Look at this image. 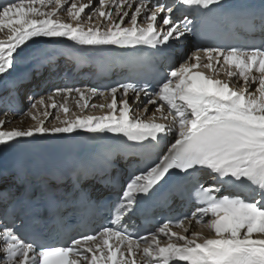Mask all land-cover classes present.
Returning <instances> with one entry per match:
<instances>
[{
	"label": "snow or ice",
	"instance_id": "1",
	"mask_svg": "<svg viewBox=\"0 0 264 264\" xmlns=\"http://www.w3.org/2000/svg\"><path fill=\"white\" fill-rule=\"evenodd\" d=\"M98 2L99 8L91 0L79 6L73 0H22L0 8V31H8L7 38L0 39V74L12 67L17 49L35 37H66L89 46L167 44L170 38L179 39L196 27L188 16L179 21L173 18L177 3L210 10L221 0H154L151 7L148 0ZM105 5L115 7V13L105 11ZM93 9L98 17L92 15ZM126 9L133 10L130 14ZM60 11L67 12L68 21L59 18ZM140 17L142 24L138 23ZM96 18L103 19L92 24ZM125 18L128 26H122ZM244 19L249 27L259 19L264 31V9L258 15L249 11ZM225 65L238 69V73L229 70L227 75L242 78L243 88L234 90L228 81L197 70L203 67L215 73L218 66ZM249 82L257 85L254 91H249ZM73 92L78 95L77 108L110 111L99 116L75 115L61 121L63 126H45L49 108L62 109L66 116L70 111L66 100L57 104L54 96L67 98ZM129 92L133 93V102L141 94L148 96L143 114L134 113ZM118 93H122L119 103ZM89 94L110 95L111 101L90 105L84 99ZM48 100L46 104L41 97L30 103L31 109L39 111V116L31 114L37 121L34 126L0 130V145L36 133H72L77 129L93 134L122 133L132 141L156 140L161 134L171 133L173 140L167 150L147 168L130 176L114 205L111 224L118 225L125 213L134 209L139 194L147 195L161 181L171 178V170L187 177L191 171L203 169L215 174L213 185H199L195 195L200 206L191 215L207 218L205 226L213 235L195 231L184 235L189 231L184 227L188 217L178 221L183 232L173 231L168 222L148 237L135 239L126 230L104 226L95 235L82 234L62 246L26 240L5 227L0 233V251L4 253L0 264H137L138 253L139 264H264V44L198 48L161 76L151 94L146 83H124L111 87L109 93L97 88L88 93L79 88H57ZM40 105L44 107L38 108ZM149 105L155 111L149 113ZM157 113L160 120L168 122H158ZM7 122L6 118L0 119V126ZM179 187L177 180L173 188ZM160 234L167 243L161 244Z\"/></svg>",
	"mask_w": 264,
	"mask_h": 264
},
{
	"label": "bare ground",
	"instance_id": "2",
	"mask_svg": "<svg viewBox=\"0 0 264 264\" xmlns=\"http://www.w3.org/2000/svg\"><path fill=\"white\" fill-rule=\"evenodd\" d=\"M9 2H16L20 3L22 0H0V8L3 6H6ZM73 2L77 3V6H79L82 3H88L89 0H73ZM94 0H91V3L93 4ZM111 2V0H109ZM164 2H170V0H164ZM95 3V2H94ZM149 7H151L154 3V0H148ZM95 5V4H93ZM68 5L65 4V7ZM135 3L133 4V8L135 7ZM99 8V7H98ZM181 6L179 3H177L176 7L173 9V18L178 21ZM50 10V9H48ZM86 12L89 11V9ZM105 11H113L115 13L116 9L115 7L109 8L108 5H105ZM130 12L133 9H126ZM63 11L59 12V18L65 21L69 20L68 14L62 13ZM83 15V14H82ZM94 17H98V13L94 14L92 13ZM103 18H96L93 21H91L92 24H99ZM85 24H87V21H84ZM138 23H143L142 17L138 18ZM122 26H128L127 18H125V23ZM8 36V31L5 29L3 31H0V39H6ZM164 49V55L162 56L161 60L163 64H170L172 67H177L179 64L183 63L184 60L192 56L194 52L197 51V49H193L191 46L188 38L187 33L183 37H180L179 39H173L170 38L169 42L167 44H163ZM106 46V45H102ZM93 46L89 45H81L75 41H72L66 37H35L29 41H27L24 45H22L19 49H17L16 53H14L13 57V65L12 67L5 73L0 74V119H7V123L3 126H0V130H10L13 128H21L26 129L28 127L34 126L37 121L33 120L31 118V114L34 113L35 115L39 116V111L33 110L30 108V103L32 100H39L41 97L45 98V102L50 103L48 100V97L53 96V93L57 88L64 89V88H70L72 89V85L67 83L65 80H60L59 77L61 75H67L69 67L73 64V56L74 51L79 49H88ZM184 52V56L180 55L179 51ZM54 56L53 59L48 60V63L40 68L34 69L35 66L28 72V75L25 76L22 80L23 81H16L15 86L2 90L5 87V84L8 79H17L16 76L24 73L25 71L31 69L33 66L35 60L38 57H44V56ZM202 57L204 56L203 53H201ZM170 58L173 59L172 62H170ZM222 59V58H221ZM95 59H84L83 63L88 64L87 62H90L88 64V69L93 68V62ZM199 71L205 72L207 75L212 76L215 75L217 79L228 81L230 83V87L235 89H240L244 87V82L242 78H239L238 75L234 77H229L227 75V72L229 70L236 71L238 73V69H236L234 66L229 68V66H222L217 67L216 72L213 73L212 70L205 69L203 67L197 69ZM254 75H259L258 73L254 72ZM80 83L88 82L86 87L81 88L82 91H85L88 93V90L92 89L94 86V81L86 78H80ZM257 85H253L251 82L248 84L249 91H254ZM52 87V91L48 92V88ZM100 92V91H99ZM101 93H109L104 91ZM151 94V93H149ZM28 96V103L29 108L27 111L24 110L23 107H21V110H18L14 106V101L16 98H19V96ZM122 93L117 94V101L119 103L120 96ZM129 101L132 105V109L135 114H143L142 106L147 104L148 96H145L144 94H141L138 100L133 102V93L129 92ZM6 99H8V103L6 102ZM78 99V95L73 92V94L70 97L65 98L64 95H55L54 100L57 104L67 103V106L69 107L70 111L66 114L62 111V109H51L49 108L48 111L50 115L46 118V124L45 126H63L61 124V121L65 120L66 118L71 119L75 115H94L99 116L103 115L106 112L110 111L108 108H92V107H86V108H77L76 106V100ZM88 103L100 105V104H107L111 101V96H92V95H86L85 98ZM83 103V101H81ZM44 106L40 105L38 108L42 109ZM155 111V107L149 105V113ZM4 114H7V117H5ZM157 115V121L162 123H167L168 121H163L159 119V113ZM59 116V120H56L54 117ZM148 118V117H145ZM50 122V123H49ZM84 131L83 129H77L76 131L72 132H81ZM71 133H36L31 137H19L16 139H23L27 140L30 138L35 139H42V140H59L65 138L67 135ZM163 137H167V142L173 140V135L169 133L167 136H164V134H161ZM1 146V145H0ZM7 181H4L3 184L0 186V192L7 193V188L5 184ZM101 187L100 185H96ZM2 204V200L0 199V205ZM207 218H201L200 222L194 221L190 228L189 226H184L188 229H191V231H188L186 233H183L184 235L190 236L192 232H201L204 236H212L213 232L210 231L206 226ZM203 221V222H202ZM174 231L183 232V229H174ZM159 239L161 241V244L167 243V239L164 237L163 234H160ZM3 244L0 239V247H2ZM4 253L0 251V262L3 261ZM137 261L139 264V253L137 254Z\"/></svg>",
	"mask_w": 264,
	"mask_h": 264
},
{
	"label": "rangeland",
	"instance_id": "3",
	"mask_svg": "<svg viewBox=\"0 0 264 264\" xmlns=\"http://www.w3.org/2000/svg\"><path fill=\"white\" fill-rule=\"evenodd\" d=\"M94 2H95V3H94ZM94 2H93V4H95V8H98V7L100 6L98 0H94ZM133 9H134V8H133ZM85 11H87V10H85ZM62 13H66V12L63 11ZM92 13L97 14V12L95 11V9L92 10ZM24 104L26 105V106H25V111H27L28 108H29V106H28L29 103H28V98H27V97H25Z\"/></svg>",
	"mask_w": 264,
	"mask_h": 264
}]
</instances>
